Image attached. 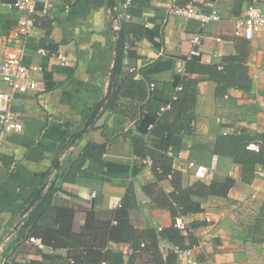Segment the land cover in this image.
<instances>
[{
  "label": "crops",
  "instance_id": "0c3cea01",
  "mask_svg": "<svg viewBox=\"0 0 264 264\" xmlns=\"http://www.w3.org/2000/svg\"><path fill=\"white\" fill-rule=\"evenodd\" d=\"M116 1L126 17V0ZM172 1L131 0L129 19L134 29L125 40L121 67L122 77L133 73L136 81L125 100L129 117L103 110L72 145V138L107 89L115 53L111 26L117 22L110 17L108 0H54L49 13H43L39 5L23 59L27 66H36L32 77L39 87L14 94L13 109L24 129L8 136L0 156V264H27L31 259L41 260L42 251H52L51 246H40L29 238L15 245L23 223L11 230L59 158L60 166L50 178L57 175L60 179L51 207L74 210L73 231L84 232L88 241L111 250L107 264L152 262L149 253L133 255L130 242H113L104 233L95 236V231H84L87 212L108 221L133 186L132 224L143 234L148 229L171 227L173 216L164 199L174 190V181L187 188L202 180L190 160L212 170V179L231 176L236 180L227 196L210 197L202 202L203 210L183 216L198 237L192 250L195 264H264V229L255 228L260 214L264 219V32L252 40L233 34L234 19L251 3L264 8V0H176L178 4L194 1L206 11L218 9L221 18L206 24L170 13ZM2 2L0 62L22 15ZM196 35L201 37L198 44L192 41ZM41 48L47 53L39 52ZM192 48L200 54L191 55ZM241 51L247 53L249 91L229 87L218 94L217 82L178 71L189 59L219 63L225 55ZM59 52L68 56L66 65L53 56ZM194 77L200 78L194 102L178 114L170 102L174 95L186 96ZM5 88L0 78V89ZM158 122L173 124L160 138L164 144L173 138V145L165 151L157 150V138L151 132ZM250 143L263 150L261 160L254 164L243 162L252 151L258 152L248 148ZM81 155H86L83 161L75 163ZM150 157L159 166L148 163ZM159 167L171 172L157 176ZM54 220L50 211L34 230L45 232L47 226H57ZM111 223H116L114 218ZM160 244L171 242L164 238ZM68 251L65 247L59 253ZM172 264L187 263L178 257Z\"/></svg>",
  "mask_w": 264,
  "mask_h": 264
},
{
  "label": "trees",
  "instance_id": "16d2710c",
  "mask_svg": "<svg viewBox=\"0 0 264 264\" xmlns=\"http://www.w3.org/2000/svg\"><path fill=\"white\" fill-rule=\"evenodd\" d=\"M132 17L131 3L125 10ZM120 17V26L124 32L125 40L128 41L131 35V31L134 29V25L131 19L123 17L122 10L118 9ZM121 13V14H120ZM185 72L189 74L204 75L205 78L213 80L218 83L217 93L223 94L229 87H235L237 89L249 91L252 88V80L248 73L247 65V53L241 51L239 54H229L222 58L219 63H202L195 59H189L184 65ZM120 71L116 84L113 88L112 96L107 104L105 110L111 112H119L129 117V114L125 110V100L129 97V92L136 82L133 73H130L126 77H122ZM200 78H190L191 86L183 99L176 98L170 102L171 108L177 110L178 114L185 112L189 105L194 102L193 94L195 86L199 82ZM142 113L139 118L142 117ZM173 125V124H172ZM172 125L162 124L160 122L154 123L152 127V135L156 136L157 141L155 147L157 150H164L173 145V138L168 144L161 142V136L172 129ZM246 145L248 144L245 143ZM262 147L260 145V151L253 152L243 162L254 164L261 160L259 155L262 153ZM147 154H143L145 156ZM84 156L81 155L74 162L83 161ZM153 156V154H152ZM151 158V157H150ZM152 159V158H151ZM154 157L152 163L156 164ZM73 162L70 165L72 166ZM168 174L171 172L168 168H157L156 175ZM175 174V173H174ZM57 178V179H56ZM60 180V179H59ZM58 176L52 178L47 185L46 191L42 199L37 205L29 212L25 218L23 224L18 230V234L15 238V245H18L21 241L30 236H40L42 242L46 246H51L52 251H42V259H31L27 264H102L104 261L108 263L111 260L113 252L109 249H103L100 244L88 241L86 234L75 233L73 231V217L74 210L70 207L60 206L57 208L51 207L52 196L58 190L59 183ZM236 180L231 176L226 177H214L209 183L198 180L192 186L184 188L174 181V190L168 194V199H164L165 205L170 210L173 219L176 216H184L190 212H196L203 210L202 202L210 197L214 196H227L230 189L234 187ZM136 195L133 186H130L114 212L113 218L116 223L112 224L109 218L108 221H101L95 217L92 211L87 212L86 220L83 226V230L87 232H94L95 236L102 235L113 242H130L133 247V255L136 253H149L151 256V262L146 264H172L178 259L177 253L173 250L167 252L162 251V245L160 244L162 239H167L171 242V245H179L182 248H190L198 245V237L195 234V227H189L187 233L178 229L174 225L171 227H162L161 230L148 229L145 234L136 228L130 218L129 210L135 206ZM55 217L53 221L54 225L47 226L48 229L44 232H37L34 230V226L37 222L44 217L48 212ZM256 231L264 229V219L260 216L256 220ZM104 229V232L99 230ZM94 243V244H93ZM67 247L69 251L63 255L59 253V250ZM3 264L8 263L7 261Z\"/></svg>",
  "mask_w": 264,
  "mask_h": 264
},
{
  "label": "built area",
  "instance_id": "2783aa9c",
  "mask_svg": "<svg viewBox=\"0 0 264 264\" xmlns=\"http://www.w3.org/2000/svg\"><path fill=\"white\" fill-rule=\"evenodd\" d=\"M54 0H3V5L9 8L16 9L22 13L18 20L16 33L12 40L6 43L2 60L0 62V78L5 83L6 88L0 89V156L2 155L4 144L9 135L19 134L24 129V122L21 117L13 109V97L16 92L28 93L36 91L39 87V82L32 77V70L36 66H27L23 59L26 52V42L35 23L36 16L39 12V5L43 6V13H49ZM131 0H126L124 6L128 7ZM170 13L178 16L187 17L197 20L202 24L210 21H216L221 18L218 9L213 8L206 11L198 7L194 1H189L185 4H178L173 0L169 9ZM127 19L131 17L128 13L125 15ZM264 32V8L257 3H251L246 8L244 14L237 16L234 19L233 34L235 36L245 37L252 40ZM200 35L193 37L194 44L200 43ZM39 52L46 54L44 48L39 49ZM191 55H199L200 51L197 48H192ZM60 64L66 65L68 63V56L62 52L54 54ZM178 71H184V63L178 67ZM150 87L155 89V83L151 82ZM181 90V86H178ZM174 99L177 95L173 96ZM248 148L258 151L259 145L250 143ZM148 163H152L151 158L147 159ZM189 165L194 168L197 178L208 182L213 177L212 170L207 166L195 160H190ZM210 220V217H207ZM173 225L178 229L187 233L188 224L183 216H176L173 219ZM159 227L158 230H161ZM29 239L40 246H44L40 238L30 236ZM196 246V245H195ZM182 248L179 245H165L162 246V251L167 252L173 250L177 253L180 260L187 264H195L196 260L193 256L192 250L195 247ZM102 264H107L104 261Z\"/></svg>",
  "mask_w": 264,
  "mask_h": 264
},
{
  "label": "water",
  "instance_id": "95a60500",
  "mask_svg": "<svg viewBox=\"0 0 264 264\" xmlns=\"http://www.w3.org/2000/svg\"><path fill=\"white\" fill-rule=\"evenodd\" d=\"M108 10L110 17L113 18L115 22H117V25H112L111 28L113 30V33L115 35V53H114V60L112 67L110 69V75H109V82L106 91L104 92L103 96L100 98V100L97 102L95 107L90 112L89 116L87 117L86 121L82 125V127L79 129V131L74 135L72 138L70 144H74L79 138H81L84 133H86L91 125L96 121V119L99 117L101 111L105 110L107 107V104L109 103V100L112 96L113 88L116 84L117 77L121 71V67L123 64L124 54H125V36L124 32L119 24L120 17L118 13V3L116 0H108ZM60 166V158L56 161L54 170L51 171V173L48 175L47 179H45L44 183L40 186V188L36 191V193L33 195V197L30 199L29 203L24 208L20 219L15 224L13 229L11 230V233L15 231L25 220L28 213L33 210V208L37 205V203L42 199V197L45 194V189L49 183V180L51 178V175L55 170H57Z\"/></svg>",
  "mask_w": 264,
  "mask_h": 264
}]
</instances>
